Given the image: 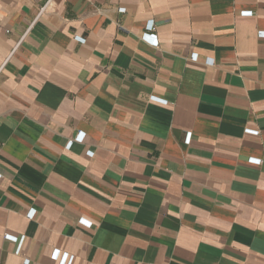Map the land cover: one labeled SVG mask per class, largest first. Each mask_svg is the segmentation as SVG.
I'll use <instances>...</instances> for the list:
<instances>
[{"label":"crops","instance_id":"crops-1","mask_svg":"<svg viewBox=\"0 0 264 264\" xmlns=\"http://www.w3.org/2000/svg\"><path fill=\"white\" fill-rule=\"evenodd\" d=\"M0 264H264V0H0Z\"/></svg>","mask_w":264,"mask_h":264},{"label":"built area","instance_id":"built-area-1","mask_svg":"<svg viewBox=\"0 0 264 264\" xmlns=\"http://www.w3.org/2000/svg\"><path fill=\"white\" fill-rule=\"evenodd\" d=\"M119 11L123 12L124 9H119ZM147 29H148V30H147L146 34L143 36V38H145L146 40H150L151 38L154 39V38H153L154 35L150 33V32L153 30V23H152V22H150V24H148ZM148 31H149V32H148ZM152 43H155V39H154V41L152 40ZM161 103H165V101H161ZM189 137H190V135L187 134V135H186V140H187V141H188ZM81 222H82V221H81ZM83 223H85V226H86V227H89V228L91 227L90 224H87L86 222H83Z\"/></svg>","mask_w":264,"mask_h":264}]
</instances>
